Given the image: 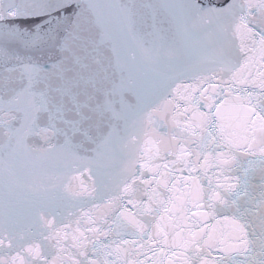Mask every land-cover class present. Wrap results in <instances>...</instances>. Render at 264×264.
<instances>
[{"label":"snow or ice","instance_id":"6c2138e0","mask_svg":"<svg viewBox=\"0 0 264 264\" xmlns=\"http://www.w3.org/2000/svg\"><path fill=\"white\" fill-rule=\"evenodd\" d=\"M0 264H264V0H0Z\"/></svg>","mask_w":264,"mask_h":264}]
</instances>
